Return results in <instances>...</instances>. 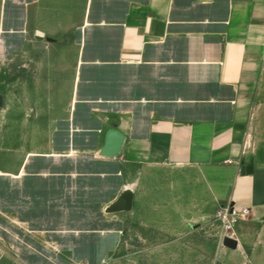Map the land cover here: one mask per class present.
<instances>
[{"label": "crops", "instance_id": "1", "mask_svg": "<svg viewBox=\"0 0 264 264\" xmlns=\"http://www.w3.org/2000/svg\"><path fill=\"white\" fill-rule=\"evenodd\" d=\"M0 31L74 65L77 137L122 139L106 176L141 168L148 191L164 177L185 219L199 199L249 207L222 264H264V0H0Z\"/></svg>", "mask_w": 264, "mask_h": 264}, {"label": "rangeland", "instance_id": "2", "mask_svg": "<svg viewBox=\"0 0 264 264\" xmlns=\"http://www.w3.org/2000/svg\"><path fill=\"white\" fill-rule=\"evenodd\" d=\"M19 35L0 31V235L6 264H222L228 245L219 209L210 211L199 199L191 212L182 209L185 219L178 206L186 201L163 198L169 194L164 177L148 191L141 168L123 167L119 182L106 176L116 174L117 161L122 165V152H106L116 130L79 140L84 129L76 116L85 113L72 109L74 65L52 63L46 42L36 47L30 32ZM132 181L139 199L131 210L120 209L123 184Z\"/></svg>", "mask_w": 264, "mask_h": 264}, {"label": "built area", "instance_id": "3", "mask_svg": "<svg viewBox=\"0 0 264 264\" xmlns=\"http://www.w3.org/2000/svg\"><path fill=\"white\" fill-rule=\"evenodd\" d=\"M251 209L249 207L238 208L231 203L222 206L218 213L217 219L221 223V227L227 236H231L237 224L246 220L250 215Z\"/></svg>", "mask_w": 264, "mask_h": 264}, {"label": "water", "instance_id": "4", "mask_svg": "<svg viewBox=\"0 0 264 264\" xmlns=\"http://www.w3.org/2000/svg\"><path fill=\"white\" fill-rule=\"evenodd\" d=\"M121 148H122V139L117 137V136H113L110 138V140L108 141V143L106 145V152L109 155L115 156L121 151ZM242 172L243 173L246 172L245 166L242 167ZM132 203H133L132 195L125 193L119 202V207H120V209L131 210L132 209ZM225 244L228 245V247H234L235 246L234 241L230 238L225 239Z\"/></svg>", "mask_w": 264, "mask_h": 264}, {"label": "flooded vegetation", "instance_id": "5", "mask_svg": "<svg viewBox=\"0 0 264 264\" xmlns=\"http://www.w3.org/2000/svg\"><path fill=\"white\" fill-rule=\"evenodd\" d=\"M65 140L67 141V143H70V136L67 135V136L65 137Z\"/></svg>", "mask_w": 264, "mask_h": 264}]
</instances>
